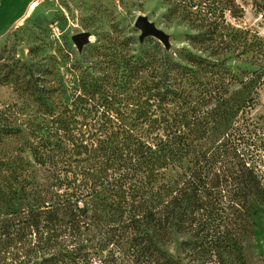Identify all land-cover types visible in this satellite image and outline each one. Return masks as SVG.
Returning a JSON list of instances; mask_svg holds the SVG:
<instances>
[{"label": "trees", "instance_id": "16d2710c", "mask_svg": "<svg viewBox=\"0 0 264 264\" xmlns=\"http://www.w3.org/2000/svg\"><path fill=\"white\" fill-rule=\"evenodd\" d=\"M251 1L264 14V0ZM188 2L212 18L242 11L236 0ZM114 43L106 80L110 87L88 72L76 78L86 91L84 101L97 97L104 128L87 130L83 139L71 126L65 148L70 158L81 144L84 160L97 159L98 165L72 168L63 184L48 181L38 188L15 189L0 175V264H183L162 247L171 228L191 236L181 243L188 264H237L246 234L242 221L254 201L264 197V156H259L264 127L246 116L256 103L259 75L240 79L221 61L186 52L187 63L202 67L198 75L152 41L135 57L121 55L127 40ZM26 69L0 51V85L41 92ZM205 75L220 85L197 95L184 89L188 80L193 84ZM231 80L240 89L229 88ZM193 126L201 128L202 140L194 138ZM0 133L23 135L18 126L6 124H0ZM214 135L221 141L212 140ZM239 136H246L248 153L237 150ZM88 139L90 144L83 143ZM50 153L48 142V158ZM90 196L95 204L84 202Z\"/></svg>", "mask_w": 264, "mask_h": 264}, {"label": "rangeland", "instance_id": "374dc122", "mask_svg": "<svg viewBox=\"0 0 264 264\" xmlns=\"http://www.w3.org/2000/svg\"><path fill=\"white\" fill-rule=\"evenodd\" d=\"M177 1L0 0V51L6 50V54L20 60L41 89L29 94L12 84L0 85V124L18 126L23 133L18 138L0 133V175L12 180L13 188H38L48 186V181L61 185L72 177V168L98 165L94 163L97 159L84 160L86 153L81 144L71 151L70 158L65 148L71 126L83 133V139L87 138V130L95 131L99 125L100 130L104 128L102 109L96 110L97 97L84 101L86 91L77 86L76 78L88 72L110 87L112 82L106 80L115 39L127 40L128 45L121 51L125 57L138 56L149 41L157 43L173 60L198 75L202 67L187 63L183 59L186 52L221 61L240 79L256 72L258 95L246 116L264 127V14L256 11L251 0H236L242 8L237 16L225 13L213 18L189 7V0L183 4ZM218 85L216 77L205 75L196 77L193 84L188 80L184 89L197 95L202 88ZM228 86L240 89V83L234 80ZM48 108L52 112L48 113ZM191 130L195 139L202 140L201 128L193 126ZM214 137V141L222 139L221 135ZM238 138L234 140L237 150L248 153L243 141L246 136ZM48 142L53 147L49 158ZM90 142L83 141L87 145ZM263 148L259 156H264ZM168 171L175 173L173 169ZM96 201L95 196L84 198L88 205ZM13 206L17 208L19 202L14 201ZM242 225L246 234L236 253L237 264H264V197L254 201ZM190 238L188 233L171 228L163 236L162 247L188 264L181 243Z\"/></svg>", "mask_w": 264, "mask_h": 264}, {"label": "built area", "instance_id": "2783aa9c", "mask_svg": "<svg viewBox=\"0 0 264 264\" xmlns=\"http://www.w3.org/2000/svg\"><path fill=\"white\" fill-rule=\"evenodd\" d=\"M53 31H56V29H55V28H53Z\"/></svg>", "mask_w": 264, "mask_h": 264}]
</instances>
